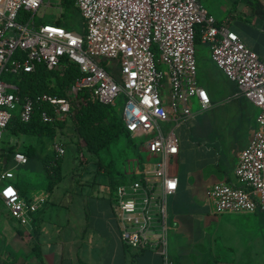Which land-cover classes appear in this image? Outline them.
<instances>
[{
  "label": "built area",
  "instance_id": "built-area-1",
  "mask_svg": "<svg viewBox=\"0 0 264 264\" xmlns=\"http://www.w3.org/2000/svg\"><path fill=\"white\" fill-rule=\"evenodd\" d=\"M64 0H59L63 4ZM86 20L80 33L63 23L36 20L42 5L53 0H0V203L31 231L45 197H26L15 183L14 167L29 157L22 151L8 166L3 142L14 107L23 120L33 114L30 97L23 101L6 72L32 70L37 62L59 68L64 59L77 63L85 75L71 86L69 95L88 88L92 96L117 108L133 136H146L148 161L138 162L133 178L114 188L115 217L122 242L137 251L159 254L164 264H176L169 244V198L179 190L171 160L179 154L175 128L163 122L185 123L193 114V100L203 108L211 100L198 81L197 28L210 47L211 60L259 109L255 131L235 168L239 185L216 182L208 190L213 210L264 213V59L248 47L228 21H218L199 0H72ZM23 10L30 12L24 16ZM159 52L161 67L155 60ZM23 51L22 58L15 56ZM64 118L72 104L66 98L44 94ZM45 119H52L44 112ZM59 154L65 153L55 143Z\"/></svg>",
  "mask_w": 264,
  "mask_h": 264
},
{
  "label": "crops",
  "instance_id": "crops-1",
  "mask_svg": "<svg viewBox=\"0 0 264 264\" xmlns=\"http://www.w3.org/2000/svg\"><path fill=\"white\" fill-rule=\"evenodd\" d=\"M199 2L218 21H228L244 43L264 59V0ZM197 48L208 59L198 60V81L211 102L203 108L194 99L193 114L185 123L176 125L172 119L163 122L166 130L175 128L180 142L179 154L171 160L179 190L169 198L170 253L176 256V264H184L179 255L182 245L177 240L201 216L205 247L219 264H264V213L217 214L208 197V190L216 182L240 184L235 168L258 128L259 109L211 60L207 43L200 40ZM82 181L62 193L69 199L61 204L64 212L53 232L44 215L52 205L49 202L38 211L32 231L12 216L11 220L0 216V264H131V255L139 256L137 264H164L159 254L129 253L110 197L95 196ZM43 194L48 193H33Z\"/></svg>",
  "mask_w": 264,
  "mask_h": 264
},
{
  "label": "rangeland",
  "instance_id": "rangeland-1",
  "mask_svg": "<svg viewBox=\"0 0 264 264\" xmlns=\"http://www.w3.org/2000/svg\"><path fill=\"white\" fill-rule=\"evenodd\" d=\"M53 2L55 3L53 6L42 5L40 7L36 15L38 22H61L64 25H69L73 30L85 33L86 20L74 4L73 6H67L60 4L59 0H53ZM197 57L198 60H208L206 56L202 55L199 48H197ZM122 104L123 99L120 96L117 100L116 107L119 108ZM19 111L20 107L16 105L14 112ZM72 134L73 131L70 127V122L64 130L58 132L55 138L28 134L15 136L9 134L7 131L4 133L3 146L5 148L12 145L16 149L23 150L28 144L37 146V154L35 157L31 158L25 165H17L14 167V172L16 173L14 181L26 197H34L35 195L33 193H48L46 195L43 194L45 195L46 201L42 205L45 206L47 202L52 204L44 213L45 218L49 221V227L52 232L61 222L62 212H64L61 204H66L69 199V195L66 198H63L62 195L66 188L69 189L71 185L83 179L82 182L88 184V186L83 185L86 187V190L90 189L95 196L104 195L107 198L110 197L115 208L113 202L115 187L109 184V174L116 179L115 185H117L133 178L130 172L134 170L138 162L143 164L148 161L147 152L144 148V142L147 140L146 136H133L131 133L122 134L108 148H105L99 154H94L82 147L76 153L75 145L68 142L72 139ZM56 142L63 144L65 148V175L63 180L53 190H50L47 186L48 178L46 176L43 158L46 154L55 150L54 145ZM101 165L106 166L109 169L108 172L106 168H100ZM208 204L210 206V203ZM0 207L3 210L0 216L11 220V215L9 212L7 213L5 205L0 203ZM197 218V221L191 222L185 233L177 240L182 245L181 250L179 249V255L184 261V264H219V259L214 256H209L210 249L208 250L206 248V232L203 225V217L200 216L199 218L198 216ZM169 222L172 221L169 219ZM126 248L131 254L135 251V249ZM170 254L171 258L175 261L176 256L173 254V251ZM138 257L137 255L135 257L131 255V264H137Z\"/></svg>",
  "mask_w": 264,
  "mask_h": 264
},
{
  "label": "trees",
  "instance_id": "trees-1",
  "mask_svg": "<svg viewBox=\"0 0 264 264\" xmlns=\"http://www.w3.org/2000/svg\"><path fill=\"white\" fill-rule=\"evenodd\" d=\"M63 5L73 6V2L64 0ZM23 14L28 16L30 12L23 10ZM66 26L69 27L67 24ZM200 38V27H198L197 42ZM24 54L23 51L18 50L15 56L22 58ZM159 57V52L155 49V60L160 68ZM84 75L81 67L69 59H64L63 66L59 68H49L45 63L37 62L32 70L22 69L16 73H4L3 80L16 87L12 91L19 95L22 101L30 97L34 108L29 121L23 120L19 112L13 113L6 131L15 136L28 134L55 138L70 122L73 134L68 142L75 145L76 153L82 147L94 154H99L108 148L122 134H129L117 107L104 104L94 98L88 88H83L77 95H69L71 86ZM44 94L68 99L72 104L70 113L64 118L57 117L56 107L50 101L43 99ZM44 112L52 119H45ZM3 149L8 166L13 165V155L17 151L24 152L29 160L37 154V146L34 144L26 145L23 150L16 149L12 145L7 148L3 146ZM64 161V154H59L56 150L49 152L43 158L48 189L53 190L63 180ZM100 168L106 166L101 165ZM106 169L108 172L109 169ZM110 178L112 186L116 187L118 185H115L116 179L112 176ZM4 264L11 263L6 261Z\"/></svg>",
  "mask_w": 264,
  "mask_h": 264
}]
</instances>
